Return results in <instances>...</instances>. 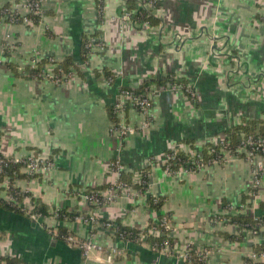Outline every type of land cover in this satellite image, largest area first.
<instances>
[{"label": "crops", "instance_id": "obj_1", "mask_svg": "<svg viewBox=\"0 0 264 264\" xmlns=\"http://www.w3.org/2000/svg\"><path fill=\"white\" fill-rule=\"evenodd\" d=\"M22 1L0 0V155H40L54 163L36 178H13L14 188L30 194L23 206L32 209L39 201L51 214L67 209L87 216L92 209L80 191L108 185L113 161L120 160L128 173L149 169L145 196L120 197L99 216L143 231L150 220L167 215L175 228V255L97 232L95 243L113 245L122 255L109 263L107 252L92 251L80 261L82 250L51 241L44 227L65 226L86 240L91 236L84 222L53 215L33 222L0 212V256L23 264H188L179 256L193 246L211 249L207 264H246L253 237L213 219L226 205L243 204L249 207L245 216L264 221V179L253 195L252 165L240 158L177 174H168L164 165L170 150L197 156L238 125L264 126V0H150L157 6L148 11L160 19L152 27L124 19L127 0H45L44 17L32 26L3 18L6 6ZM84 41L104 50L86 47L82 57ZM35 58L45 62V73L72 58L84 76L71 67L73 76L56 84L20 72ZM105 71L115 76L112 84ZM170 75L192 86L195 98L155 92L151 121L126 106L125 121L138 132L125 140L112 136L109 108L119 101L121 86L136 90L150 82L146 92L160 87L153 80ZM0 196H8L2 182ZM149 197L159 201V212Z\"/></svg>", "mask_w": 264, "mask_h": 264}, {"label": "built area", "instance_id": "obj_2", "mask_svg": "<svg viewBox=\"0 0 264 264\" xmlns=\"http://www.w3.org/2000/svg\"><path fill=\"white\" fill-rule=\"evenodd\" d=\"M44 1L45 0H23L20 5L16 6L15 8L6 9L2 12V16L4 19L8 20L10 23H19L20 20L22 23L26 25H35L37 21H42L44 17ZM142 7L147 9H154L155 5L153 1L148 0V2H144ZM124 19L131 21V13L125 12L123 14ZM149 26L148 24H145ZM86 47L89 50L97 49V50H104L103 45L90 41ZM38 61L33 59L29 63V67L32 71L38 69ZM53 68L50 69L49 72L42 71L41 74L32 73L33 78H48L55 82L56 84H62L66 82L70 77L73 76L71 72L66 73L62 66L52 64ZM27 67H20V72L26 73ZM58 70L55 72V70ZM108 83L112 84L114 79L112 77L107 78ZM125 87L121 86L120 90V98L119 101L114 106L113 112L116 117V121L110 125V134L112 136L118 137L120 140L128 139L137 134L138 129L135 125L128 123L125 121V111L126 106H130L132 109L136 110L140 113L146 121H151L150 117L152 115L151 107H152V95L155 92H184L190 98L194 99L196 94L192 86L185 85V84H177V83H170L168 85L160 86L158 89L148 90L143 92L142 94L136 93L134 89H123ZM148 124V122H147ZM243 141L242 144L236 149L235 154H231L229 151L225 150L224 148L221 149V154L223 155V161L220 159H214L212 161L213 164L221 163L227 160L228 158H239V156H243L244 159L252 165V170L254 174V186L253 189H257L263 179H264V139L259 138L255 139L252 136H242ZM228 139L225 137L219 144H224V142ZM178 150H173L172 154L166 155V161L164 165V169L168 174H177L182 171H191V169L182 168L178 171L171 172V163L170 160L177 156ZM6 157V156H5ZM11 158L12 162L16 164H23L21 171L25 172L27 176L34 177L36 175H40L47 170H50L54 163L49 158H43L40 155H33V156H24V157H8ZM241 159V158H240ZM203 163L202 154H198L197 156H191L189 160V165L200 166ZM110 183L108 187L104 191H80L79 196L84 199L92 209V212L87 216H79L76 217L77 221L84 222L89 228L90 232V239L83 240L77 236H72L68 240V245L71 248L80 249L84 252V255L87 256L92 251H98L100 253H106V260L109 263H113L114 260L120 257L122 254L113 245H110L108 249H104V247L100 244L95 243L92 238L95 236L97 232H104L107 233L111 239H117L119 241H124L127 243H134L127 239V232L121 231V226L118 225L117 222L114 220H105L100 218L99 210L104 206H108L114 203L120 197H127V198H138L145 196V194H138L133 188L125 186L122 181L121 177L122 174L125 173V169L120 160H115L110 164ZM150 176V175H149ZM146 176L142 175V172L134 173V184L141 185L144 182V178ZM13 181L12 177H6L5 185L6 191L10 190V183ZM17 189V188H16ZM27 193V192H24ZM253 195L255 193L251 192ZM10 201H15L13 198H8ZM26 199V198H25ZM23 206V204H22ZM25 211L28 215H31L32 220L39 221L41 220L39 216H35L31 214L32 209L24 207ZM249 207L246 205H240L239 207H235L229 205L224 214H222L223 219H215L213 224L217 225L219 223H231L228 218L225 216L228 215H244L248 212ZM255 221L258 222V229L250 230V229H243L245 234L248 237H253V244L254 249L250 253L249 260H251L255 264H260L261 261H264V250L261 252H256L255 247L260 246L261 239L264 237V221L258 217L254 218ZM153 226L149 222L147 225L146 230L147 234L139 235V239L137 243H145L148 233L154 236H162L164 232H167L165 235L170 236L171 233L175 231L174 225L168 220L167 218H163L162 220H158L157 218L153 220ZM239 227V226H238ZM58 235V230L54 231V236ZM171 237V236H170ZM169 237V238H170ZM149 247L154 251V248L149 245ZM158 250V248H157ZM195 250L198 255L200 261L208 262L211 256V249L210 248H195L193 246H188L185 253L180 254L179 258L188 261L190 259V254ZM159 253L163 254H174L171 244L169 243V239H167L164 245L161 247ZM6 264V263H5Z\"/></svg>", "mask_w": 264, "mask_h": 264}, {"label": "trees", "instance_id": "obj_3", "mask_svg": "<svg viewBox=\"0 0 264 264\" xmlns=\"http://www.w3.org/2000/svg\"><path fill=\"white\" fill-rule=\"evenodd\" d=\"M144 2H148V0H127V4H128L127 12L131 13V21L135 25H137L138 27H142L145 24H148L151 27L160 24V19L156 18L153 15L152 11H147L142 7L139 8V4L142 5ZM154 5L157 6L156 3H154ZM9 8L10 7L6 6L3 9V12ZM19 23H22L21 20ZM36 23H40V21H37ZM86 44H87V42L84 41L80 45V51H81L82 57H84V55H86L89 51L88 49H86ZM44 63L45 62H39L38 63V69H36L34 71H32L31 68L29 66H27L26 72L28 71L29 74H32L33 72L36 74H41L42 73L41 70H42ZM9 66L15 72L17 71L16 66H13V65H9ZM61 66H62L63 70L67 73L70 71L71 67H75L76 69L79 70L80 75L84 76V73L79 69V67H77L75 65L74 60L72 58L65 59L61 63ZM56 71H58V70L56 69L55 72ZM105 74L107 77H112L113 79H115V76H113V74L111 72L105 71ZM97 75L99 76V73ZM170 77L168 76L167 79H163V80H156L155 79V80H153V82L157 83L159 86L168 85L170 83L187 85L186 84L187 82H185L183 80L176 79L175 75H170ZM148 83H150V82H148ZM148 83L146 84V86H144V88L136 89V90L134 89V90L136 91V93L142 94L144 92L145 87L148 86ZM123 89H132V88L131 87H125ZM109 116L111 117V121H113V123H114L116 121V117H115V114L113 112V107L109 108ZM258 125H259V122H257V121H249L246 124L238 125L228 132V135L226 136L228 139H226L224 144H218L216 146L208 145V146L204 147V149L202 150V153H201L202 158H203V163L200 166L189 165V160L191 158V155L189 153L178 150L177 156L170 160V163L172 165L171 172L175 173L176 171H178L182 168L191 169L192 172L193 171L197 172V171H200L205 166L213 164L212 161L214 159H220V157H221V159L223 161L224 157L221 154V149L224 148L225 150L229 151L231 154H235L236 149L242 144V141H243L242 136L243 135H245L247 137L252 136L255 139H259V138L264 139V126H258ZM172 153H173V150L168 151V154H172ZM239 158L244 159V157L242 155L239 156ZM22 167H23V164H16V163L12 162L11 158L0 155V182L4 183L6 177H12V178H16V179H18V178H27V179L36 178L37 175L34 177L23 175V173L21 171ZM141 172H142L143 176H146L144 178V182L141 185L133 183L134 173H128V172L123 173L122 177H121V181L125 186L133 188L138 194H145L146 195V193H148V191H149L150 170L144 169ZM107 187H108V185H106L105 187H103L101 189H91V191L92 192L93 191H104V190H106ZM253 192L255 193V192H257V190L253 189ZM7 194H8V198L11 197L15 201H10V200L5 199V198L0 196V212L1 213H3V214L4 213L16 214L17 216L25 218L26 220H31L33 222H36V221L32 220L31 215H28L22 206L25 198L30 197L29 193H24V192L20 191L19 189L14 188L13 181H12L10 183V190H8ZM148 201H149L150 205L156 211L159 212V207H160L159 201L155 198H152V197H149ZM228 206L229 205H226L225 209ZM31 214L41 217L40 219H43V218L45 219V218H48V217L53 215L59 221H64V222H70L72 220L74 221V220H76V217L79 215V213H77V212L71 213L67 209L57 210L51 214L48 207H46L45 204H42L39 201L36 202V204H34L32 211H31ZM163 216H159V218H157V219L162 220L163 218H167L168 220H170L167 215H163ZM225 217L230 220L231 224H235V225L239 226L242 230L243 229H250V230L251 229L252 230L258 229V222L255 221L253 217L245 216V215H228ZM215 219H223V216L222 215L217 216L213 219V221ZM150 223H151V226L154 225L153 220H150ZM118 225L121 226V231L127 232V236H126L127 239L134 242V243H137V240L139 239V235L147 234L146 230L145 231H139L137 229L122 226L119 223H118ZM44 231L47 234V236L50 237L49 239L51 241H54L56 243H60L63 245H68L69 238L72 236H75L65 226L58 227V235L57 236H54V234H53L54 229L44 227ZM166 233L167 232H164L162 234V236H154V235H151L148 233L147 238L145 240V243L152 246L154 248L155 253H159L161 247L164 245V243L167 239H169V243L171 244V246H173V238H171L170 236H166L165 235ZM157 248H158V250H157ZM262 250H264V245H260V246L255 247L256 252H261ZM83 253L82 252L80 253L81 254L80 255V261H83L86 258ZM190 255H191L190 259L187 261L188 264H207L208 263V262L200 261L195 250ZM4 262H6V264H23V262L17 258H12V257L4 258V257L0 256V264H4ZM245 263L246 264H255L249 259H246Z\"/></svg>", "mask_w": 264, "mask_h": 264}, {"label": "water", "instance_id": "obj_4", "mask_svg": "<svg viewBox=\"0 0 264 264\" xmlns=\"http://www.w3.org/2000/svg\"><path fill=\"white\" fill-rule=\"evenodd\" d=\"M139 84H140V88H141V87H142V84H143V81H140V83H139Z\"/></svg>", "mask_w": 264, "mask_h": 264}]
</instances>
